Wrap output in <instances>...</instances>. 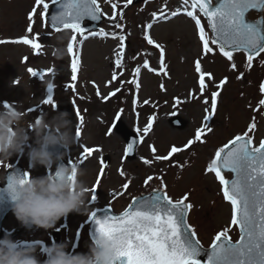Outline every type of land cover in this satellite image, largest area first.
Masks as SVG:
<instances>
[{
    "label": "rangeland",
    "instance_id": "rangeland-1",
    "mask_svg": "<svg viewBox=\"0 0 264 264\" xmlns=\"http://www.w3.org/2000/svg\"><path fill=\"white\" fill-rule=\"evenodd\" d=\"M51 1L0 0V146L19 150L15 158L22 156L25 164L28 192L22 206L32 207L38 197L48 204L45 221L33 229L22 228L21 213L8 214L5 230L18 233L0 240L5 252L0 264H42L45 248L35 239L47 235L53 243L54 228L65 221L63 241L50 251L59 257L46 264H92L90 211L104 204L120 209L132 195L157 186L177 198L191 197L189 221L204 243L219 232L236 235L232 205L211 171L228 136L248 134L255 146L264 139V101L256 90L264 74V50L251 66L245 61L253 59L241 52L205 51L209 31L190 0H95L104 19L97 33L85 38L72 28L47 25L44 13ZM197 75L206 80L203 86L197 85ZM210 78L220 93L214 105L220 106L210 108L214 118L203 119L211 125L210 135L206 129L192 144L185 139L201 122L206 109L201 98ZM261 87L264 94V77ZM133 96L139 98L137 108ZM144 106L156 124L127 159L113 122L119 118L132 128ZM175 114L186 121L182 129L169 124ZM49 131L64 138V155L74 159L72 178L61 192L47 175L51 165L43 144ZM4 169L0 160V180ZM68 206L76 207L71 219ZM76 224L79 238L71 252Z\"/></svg>",
    "mask_w": 264,
    "mask_h": 264
},
{
    "label": "water",
    "instance_id": "water-1",
    "mask_svg": "<svg viewBox=\"0 0 264 264\" xmlns=\"http://www.w3.org/2000/svg\"><path fill=\"white\" fill-rule=\"evenodd\" d=\"M194 1L207 17L213 37L224 47L252 52L262 46L264 17L250 20L247 13L261 12L264 0ZM46 16L55 27L70 25L81 32L97 28L103 17L92 0H57ZM83 19L88 23L84 25ZM117 127L126 139L130 136L121 123ZM46 147L58 160L55 177L62 188L70 177V164L63 167L60 156L63 145L55 134H49ZM217 166L220 171H232L224 185L236 207L237 241L220 236L210 246L202 245L187 223V206L164 200L153 190L134 199L119 214L109 207L93 213L89 233L98 248L94 264H264V142L252 149L247 137L233 140L220 152ZM25 191L23 171L16 164L0 185V236L1 220L9 210L20 208ZM44 208L40 200L32 212L25 213L26 228L35 226Z\"/></svg>",
    "mask_w": 264,
    "mask_h": 264
}]
</instances>
